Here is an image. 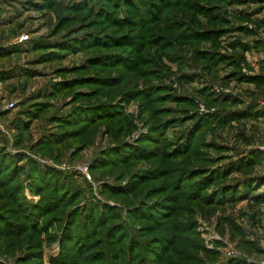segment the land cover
I'll return each instance as SVG.
<instances>
[{
    "label": "rangeland",
    "instance_id": "374dc122",
    "mask_svg": "<svg viewBox=\"0 0 264 264\" xmlns=\"http://www.w3.org/2000/svg\"><path fill=\"white\" fill-rule=\"evenodd\" d=\"M0 264H264V0H0Z\"/></svg>",
    "mask_w": 264,
    "mask_h": 264
},
{
    "label": "trees",
    "instance_id": "16d2710c",
    "mask_svg": "<svg viewBox=\"0 0 264 264\" xmlns=\"http://www.w3.org/2000/svg\"><path fill=\"white\" fill-rule=\"evenodd\" d=\"M30 207V206H29ZM29 207H28V205H27V209H29ZM36 207V206H35ZM34 206L33 207H30V212H31V214H34L35 213V210L33 211L32 210V208H35ZM25 208H26V206H25ZM103 212V211H102ZM98 215H99V217H98ZM104 215V216H103ZM25 216V215H24ZM28 216V215H27ZM91 218V220L93 219V216H91V217H89V219ZM97 218H99V219H101L102 220V218H105V214H103V213H98L97 214ZM34 223V222H33ZM102 223V222H101ZM36 228H38L39 226H35ZM35 228V229H36ZM83 229H85V225L83 226ZM120 229V231H119V236H120V234L122 233V235H121V237L124 239L125 238V234H124V231H123V228L122 227H120L119 228ZM67 231V229H64V235H65V232ZM62 246L64 247L65 245L64 244H62ZM132 251H134V249H132ZM63 254V253H62ZM131 256H132V254H129V259H131ZM65 258V257H64ZM60 260V259H59ZM62 260V259H61ZM60 260V261H61ZM123 260H124V263H126V260H125V258H123Z\"/></svg>",
    "mask_w": 264,
    "mask_h": 264
}]
</instances>
